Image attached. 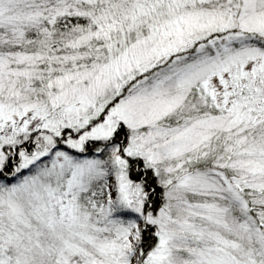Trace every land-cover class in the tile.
<instances>
[{
	"label": "snow or ice",
	"instance_id": "snow-or-ice-1",
	"mask_svg": "<svg viewBox=\"0 0 264 264\" xmlns=\"http://www.w3.org/2000/svg\"><path fill=\"white\" fill-rule=\"evenodd\" d=\"M0 264H264V0H0Z\"/></svg>",
	"mask_w": 264,
	"mask_h": 264
}]
</instances>
